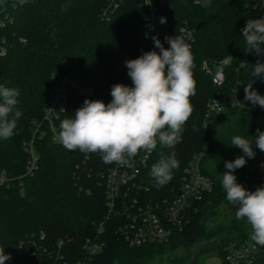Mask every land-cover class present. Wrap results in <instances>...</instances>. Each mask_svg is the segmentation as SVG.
<instances>
[{
    "label": "trees",
    "instance_id": "1",
    "mask_svg": "<svg viewBox=\"0 0 264 264\" xmlns=\"http://www.w3.org/2000/svg\"><path fill=\"white\" fill-rule=\"evenodd\" d=\"M105 2L27 0L20 6L17 0H2L10 20L0 25V50L5 51L0 55V85L19 90L16 110L21 112L13 136L0 139V169L9 176H20L25 171L28 155L23 143L31 139L35 123L42 121L43 110L56 84L54 74L67 75L84 86H91L106 99L112 98L114 84L133 86L123 58L128 53L135 54L145 44L142 33L148 12L140 6V0H123L109 20H103L101 10ZM153 2L154 10L166 17L171 31L176 33L183 22L194 31L191 52L196 94L191 97L193 112L184 125L182 141L174 149L158 143L144 171L150 187L148 196L167 195L176 187L188 161L199 153L203 155L202 172L212 180L213 187L188 210V224L166 244L130 247L118 238L113 227H108L106 246L97 256L96 264H149L165 249L196 242H204L203 247L212 246L214 252L207 258L217 256L223 262L227 245L253 242L251 228L245 220L236 219V206L228 225L211 233L206 222L220 207L231 206L221 183L227 171L225 161L244 155L241 149L230 145L232 137L250 139L256 137L257 129L264 132V108L247 104L212 114L207 123L206 104L218 90L201 69V62L218 63L230 55L233 59L229 65L220 63L215 67L226 76L221 91L229 93L237 87L244 100V87L250 79L255 81L256 91L264 96V75L251 77L252 65L257 61L264 63V54H246L241 28L252 15L246 8V0H214L207 7H197L188 0ZM62 5H68L67 9L62 10ZM4 16L5 13L1 14L0 20ZM242 62L247 64L242 66ZM34 147L39 157L34 177L25 180L23 187L18 183L9 188L0 187V248L11 256L5 264H52L49 254H43L44 249L54 252L60 241L61 253L69 252L74 261L82 242L94 235L93 223L103 220L106 214L102 161L89 165L85 153L53 143L48 134L36 136ZM253 150L255 157H245L246 165L234 172L237 182L249 191L262 187L264 180V152L254 143ZM171 151L176 152L179 168L173 171L169 183L157 187L150 175L151 167L161 155ZM256 264H264V250Z\"/></svg>",
    "mask_w": 264,
    "mask_h": 264
},
{
    "label": "clouds",
    "instance_id": "2",
    "mask_svg": "<svg viewBox=\"0 0 264 264\" xmlns=\"http://www.w3.org/2000/svg\"><path fill=\"white\" fill-rule=\"evenodd\" d=\"M17 3L23 6L27 0H17ZM67 7L61 6L62 10ZM166 22V17H160L161 24ZM186 31L181 29L182 33ZM241 35L246 43V52H254L258 56L264 54V17L247 20ZM152 40L159 53L148 51L125 62L132 87L114 84L110 103L86 99L83 106L74 112V118L61 121L57 139L67 150L98 153L105 164L124 166L142 151L151 153L158 143L174 149L182 141L184 125L193 112L191 97L196 94L191 45L182 35L166 36L168 48L157 36ZM228 59L233 58L229 55ZM244 64L247 63L242 62V66ZM262 75L264 63L257 61L252 65L251 77ZM254 82L250 79L244 87V100L264 108V96L253 89ZM19 95L18 89L0 85V139L11 138L17 128L21 116V112L16 110ZM238 106L244 107L235 96L232 97V107ZM253 143L264 152V132L257 129L256 137L250 139L240 135L232 137L230 145L241 149L244 155L234 161H225L227 171L223 173L221 183L226 200L236 206V219L245 220L251 228L250 239L264 246V187L249 191L237 182L234 175L236 169L246 165L245 157H255ZM178 168L176 152L171 151L168 155H161L151 167L150 175L156 186L161 187L172 180L173 171ZM10 259V254L6 255L4 248H0V264Z\"/></svg>",
    "mask_w": 264,
    "mask_h": 264
},
{
    "label": "built area",
    "instance_id": "3",
    "mask_svg": "<svg viewBox=\"0 0 264 264\" xmlns=\"http://www.w3.org/2000/svg\"><path fill=\"white\" fill-rule=\"evenodd\" d=\"M122 1L106 0L101 10L102 19L109 20L111 14L121 5ZM188 1L197 7H207L214 0ZM1 3L2 0H0V15L5 13V16L4 20H0V25L3 26L6 21L10 20V15ZM148 3L150 0H140L139 2L140 6L148 12L142 33L145 44L135 54L128 53L124 56L123 64L125 66L126 61L136 59L148 51L155 50L159 53V49L155 47L152 40L153 36H157L165 48L170 47L165 40L166 36L182 35L185 41L191 45V48L195 42L194 31L186 22H183L175 33L168 28L166 23H160V17L163 15L154 10L153 0L150 4ZM246 8L252 13L249 19L264 17V0H246ZM181 29L187 31L182 33ZM4 54L5 51L1 49L0 55ZM228 57L220 63L229 65L232 59L229 60ZM201 69L211 78L213 85L218 90L216 95L206 104L205 117L207 123L212 114L236 109L232 107V97L234 96L243 103L244 107L248 106L241 99L237 87L229 93L221 91L226 80L224 71L216 70L208 60L202 61ZM52 77L56 79V84L43 110L42 121L35 123L31 139L23 143V149L28 155L25 171L20 176L12 177L0 169V187L9 188L14 183L23 187L25 180L34 177L39 168V157L34 147L36 136L48 134L53 143L63 146L57 139V133L63 119L74 118V112L83 106L86 99L102 100L105 104L112 100V98L100 97L91 86H84L67 75L54 74ZM215 101H218L222 107L217 106ZM242 107L238 106L237 108ZM154 151L151 153L142 151L124 166L116 163L105 164L98 153L86 154L89 165L93 161L98 160L99 163L102 161L100 165L106 214L103 220L93 223L95 233L82 242L80 254L76 260L73 261L72 254L69 252L67 255L61 253L63 247L61 241L57 244L54 252L50 253L44 249L43 254H49L52 264H96L97 256L103 252L106 246L105 235L108 227H113L118 238L130 247L168 243L175 232H181L184 229L189 222L188 210L201 201L205 194L212 191L213 182L203 174L201 169L203 155L201 153L193 155L182 170L176 187L171 188L167 195L154 198L148 196L150 187L147 185L144 175ZM262 186L264 187V180ZM43 237L44 234H42ZM263 250L264 246L255 242L232 243L224 248L225 260L218 264H256L259 253Z\"/></svg>",
    "mask_w": 264,
    "mask_h": 264
},
{
    "label": "rangeland",
    "instance_id": "4",
    "mask_svg": "<svg viewBox=\"0 0 264 264\" xmlns=\"http://www.w3.org/2000/svg\"><path fill=\"white\" fill-rule=\"evenodd\" d=\"M211 63L214 67L220 64V62L217 63L213 61ZM123 69L124 68L121 66L120 71H122ZM237 84L240 85V82H238ZM253 89L256 90L254 87ZM244 103L252 105V103L249 101L244 100ZM234 207L235 206L233 205L229 207H220L219 210H217V214L210 217V219L206 222V228L212 233L213 231L219 229V227L228 225L231 221L232 216L234 215ZM203 243L196 242V244L194 243L191 246H179L173 250L165 249L163 253L157 255L156 258L149 264H197V262H199V264L220 263L221 260L217 256H211L207 258V256H210L211 253L214 252V248L210 245H206L203 247Z\"/></svg>",
    "mask_w": 264,
    "mask_h": 264
}]
</instances>
